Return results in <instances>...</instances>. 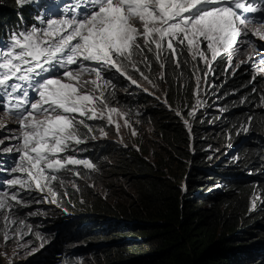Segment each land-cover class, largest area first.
I'll use <instances>...</instances> for the list:
<instances>
[{
	"label": "snow or ice",
	"instance_id": "snow-or-ice-1",
	"mask_svg": "<svg viewBox=\"0 0 264 264\" xmlns=\"http://www.w3.org/2000/svg\"><path fill=\"white\" fill-rule=\"evenodd\" d=\"M15 3L23 10L36 0ZM66 9L69 18L38 16L44 20V28L33 25L0 43V108L17 116L21 129L13 137L19 147L8 150L18 156L19 162L10 171L19 175L7 180L6 187L13 191L0 195V215L5 228L19 223L21 227L15 231L22 235L30 234V226L22 220L9 222L5 214L28 206L21 193L31 197L34 191H46L48 195L41 199L56 204L58 193L52 182L64 183L57 173H71L69 166L96 168L90 159L68 153L86 151L78 146L96 138L86 121L106 120L113 125V113L125 115L108 104L109 97L115 98L113 80L123 78L140 87L133 72L151 83L141 67L151 71L155 63L161 69L158 79L164 80L167 68L188 67L186 53L192 61L199 59L209 66L207 53L214 62L224 54L231 57L245 36L264 41V32L249 27L264 25V7H253L251 0H77L66 4ZM137 56L142 59L137 61ZM228 67H232L230 58ZM85 73L94 78L83 80ZM196 80L199 86V76ZM260 101L264 108V96ZM200 103L197 99V105ZM189 115L195 117L196 110ZM184 123L191 131V124ZM124 125L131 127L126 118ZM119 128L117 123L116 130ZM100 132L107 135L103 127ZM24 227L29 228L28 233L22 232ZM4 239H10L7 232Z\"/></svg>",
	"mask_w": 264,
	"mask_h": 264
},
{
	"label": "trees",
	"instance_id": "trees-1",
	"mask_svg": "<svg viewBox=\"0 0 264 264\" xmlns=\"http://www.w3.org/2000/svg\"><path fill=\"white\" fill-rule=\"evenodd\" d=\"M32 12L31 5L20 10L15 0H0V38L19 27L21 20L32 18ZM184 58L188 61L187 53ZM215 65L222 66L219 58ZM164 75V80H158L164 96L170 107L184 114L191 131L184 120L163 105L146 102L148 116L158 130L159 143L155 148L142 145L138 137V145L130 149L111 145L102 150L94 145L91 150L94 160L98 159L94 155L98 151L107 158L102 172L121 177L132 189L128 207L103 204L100 198L89 194L92 192L86 185L77 182L82 194L70 193V202L93 198L85 200L92 206V214L75 215L65 231L72 236L81 233L102 238L109 231L132 233L122 238L142 242L145 247L128 254L138 257L131 264H264L258 259H264V252H259V245H264V235H260L264 234V199L259 204L253 199L252 207L249 205L252 194L264 195V141L244 140L237 145L235 156L228 152L218 160L207 161L212 150L209 144H219V136L225 130L234 139L249 133H257V137L264 134V108L253 105L257 96L250 92L246 74L238 73L227 78L221 87L223 96L229 97L218 103L225 110L207 115L196 113L193 117L189 112L194 84L187 69L183 64L180 68L169 67ZM139 98L132 94L126 101ZM119 100L125 101L123 96ZM242 126L247 129L246 134L240 132ZM180 162L181 172L176 173ZM258 167L263 169L261 173H256ZM81 174L89 177L85 169ZM67 177L59 175L60 180ZM108 217L130 222L106 221L107 225L101 223L103 228L100 227L98 221ZM77 225L79 229L74 227ZM255 234L258 238L249 240ZM54 241L60 245L57 239ZM108 243L117 244V240L95 244Z\"/></svg>",
	"mask_w": 264,
	"mask_h": 264
},
{
	"label": "rangeland",
	"instance_id": "rangeland-1",
	"mask_svg": "<svg viewBox=\"0 0 264 264\" xmlns=\"http://www.w3.org/2000/svg\"><path fill=\"white\" fill-rule=\"evenodd\" d=\"M251 1L254 3L256 0ZM75 2H77V0H36V3L31 4L33 11L37 12L36 18L22 20L21 28H19L18 31H24L25 29L30 30L33 25H36L38 28H44V20H38V16L44 17L45 19L50 18L57 20L69 18L66 4H72ZM246 2L247 0L244 1V3ZM33 13L34 12L29 14V16L32 17ZM33 20H35L34 23ZM249 27L254 31L259 30L264 32V25L262 24L253 23L250 24ZM12 33L14 32L9 33L8 37ZM3 42H7V40H0V43ZM201 47L202 50L206 51L203 43ZM262 54H264V41H260L256 36L243 37L242 43L239 45L238 49L231 54V57H229L228 54H224L223 58L217 57L219 58V64L222 62L221 67L216 66L215 61H211L210 53H207L208 60L210 61L209 66H205L204 62L199 59L192 61L191 55L187 53L189 63L186 69L194 84V97L191 99L192 110L195 109L196 113L201 115L212 113L216 114L217 111L222 112L225 110L226 108L222 107V103H218L219 101L225 102L223 99L229 97L223 96L225 91L221 89V87L227 78L238 73L246 74L247 82L250 84V92L253 91V88L256 89L253 93L257 96V103L254 102L253 105L255 106L260 104V97L264 96V55ZM229 58L232 60L231 68L228 67ZM135 59L140 61L142 57L137 56ZM141 70L145 72V75L149 76L151 83L140 78L139 74L135 72H133V78L138 80L140 87L132 85L123 78H120L117 81L113 80L112 82L115 85L114 89H112V91L115 92V98L113 99L109 97L108 104L110 107L117 108L120 113L125 115L118 116L113 113L112 115L115 121L113 125H107L106 120L86 121L93 127L94 131L92 135L96 138L89 140L87 144L78 146L80 149H86V151H70L68 153L70 155H75L80 159H90L96 165V168L94 170H90L85 169L82 165L69 166L72 168L71 173H57L58 177L60 174L68 177L63 180V186H61L58 181L52 182L54 191L58 193L56 204L45 202L41 199L43 196L48 195L46 191H34L31 197L21 193V195L24 196L23 203H26L28 206L17 207L13 211H8L5 214L9 216V222L22 220L25 225L30 226L31 232L28 235H22V233L18 234L15 231V229L21 227L19 223L10 224L8 228H5L6 221L4 220V216L0 215V264H107L117 259L128 258L130 256L128 255L130 252H134L135 250L140 248L143 249L145 247L142 245V242L132 241L131 239H127L128 237L123 239L122 236L133 235L132 233L123 231H109L104 234V238L94 234L81 235V233H76L79 234V236H71L70 239L72 240L67 241L66 239V246H61L56 244L49 235V231L55 232L56 224L46 227V225H48V223L59 214L64 216V220L66 222H71L72 219L75 218V215H80L82 213L88 215L92 214L90 212L92 206L85 204V200H92L93 198L88 197L87 199L77 200L74 204L70 202V193H72L73 196H80L82 194V192H79L77 188L72 187V185L77 182L86 185L92 192L89 194H92L95 198H100L103 204H116V207H128V200L133 195L132 189L126 185L123 180H121V177L109 175L107 172H102L104 170H102L101 167L105 162H107V158L103 153L98 151V155L94 153L95 157L97 156L98 159L94 160L91 157V153H93L91 150L94 145L99 146L102 150L104 147L111 145H117L125 149H130L138 145L136 143L138 137L140 138L142 145H146L151 149L155 148L159 143L158 130L148 116L146 111V102H158L166 109L172 111L179 120H186L184 119V114L181 113L178 108L169 106L164 96V88L159 85L158 82V75L161 71L159 66L154 63L151 71H148L143 67H141ZM206 73L207 76L205 75ZM51 75L55 76L56 73H52ZM197 76L200 78L199 86L197 85ZM93 78L94 74L89 75L87 73H85L82 77L83 80H90ZM141 89H147V92L142 91ZM116 94H118V96ZM132 94H138L140 98L131 102L126 101L127 97ZM105 95L107 96L108 93H105ZM121 96H123L125 101L121 102L119 100V98L121 99ZM32 98H37L34 93L32 94ZM197 99L201 102L199 105H197ZM177 113H179V115H177ZM125 118L129 121L131 127L124 125ZM18 119L19 118L17 116L10 114L4 108H0V155L4 158L7 157V161L0 158V182H2L0 183V195H2L4 191H8L9 193L13 191L12 189L6 187L7 180L15 178L16 175H19L10 171V169H12L19 162L18 156L14 151H8L9 149L14 150L19 147L18 142L13 139L14 136H18L21 132L18 125ZM117 123L120 125L119 131L116 130ZM238 126L236 128H239ZM101 127H103V130L107 133V135H101ZM244 128L245 126H242L240 128V132L246 134L247 132L243 131ZM132 129H135V135L132 134ZM82 131L86 130L82 129ZM235 131H237V129ZM250 134L251 133L246 136L239 135L240 139H238V136V138L234 139L233 136L229 138V132L225 130L222 136H219V144H209L212 150L209 152L210 157H208L207 161L213 162L218 160L221 155L227 154L228 152L229 154L235 156L238 153L237 145L244 140L255 142L258 138L264 141L263 133L260 134V137H257V133H252V138L250 137ZM234 145L236 146L233 147ZM206 148H208V146H206ZM173 162L174 165L178 164L177 161ZM180 168L181 162L179 163L178 168H175L174 171L179 173ZM82 169L88 171L89 177L82 176ZM257 169L259 171L256 173H261L263 170L260 167ZM76 172L79 173L78 176L75 175ZM65 192L67 194L63 195ZM253 199H257V204H259L261 203V200L264 199V195L258 194V192L252 194L249 197L250 207H252ZM37 201L40 202L38 203ZM101 207L104 208V206ZM35 213L39 214L37 215ZM98 222L100 224L99 226L102 228L103 226L101 223L107 225L106 221L102 222L99 220ZM92 225H94L93 222ZM58 226L65 230L63 223H58ZM74 227L79 229L78 225ZM74 231H76L75 228ZM6 232L10 237L7 242L4 239ZM22 232L28 233L29 228L24 227ZM57 234L58 232H56L55 236ZM68 235L69 234H67V236ZM256 238H258L257 234L248 239L254 241ZM112 240H117V244L108 243L106 246L105 244H95L98 242H109ZM259 246V249L261 248L259 252H264V245L261 244ZM66 252H70L71 256L66 257ZM257 255L259 257L260 254ZM258 259L260 260L259 263H263L264 259L261 256Z\"/></svg>",
	"mask_w": 264,
	"mask_h": 264
},
{
	"label": "clouds",
	"instance_id": "clouds-1",
	"mask_svg": "<svg viewBox=\"0 0 264 264\" xmlns=\"http://www.w3.org/2000/svg\"><path fill=\"white\" fill-rule=\"evenodd\" d=\"M58 223H60V224L63 223L65 227L68 226V225H70V222H66V221L64 220V216H63L62 214H59V215L55 216V218L52 219V220L48 223V225H46V227H49V226H51V225L56 224V225H55V226H56L55 232H53V231H49V233L52 234V235H50V236L52 237L51 239H53V241L57 239V241H59V243H60L61 246H66V244H65L66 239H67V241L72 240V239H70V237H71L72 235H71L70 232H66L64 229H62L61 227H59V226H58ZM56 232H58V234L55 236ZM67 234H69V235L67 236ZM54 242H55V241H54ZM78 249H80V248H78ZM65 256H66V257H69V256H71V253H70V252H66V253H65Z\"/></svg>",
	"mask_w": 264,
	"mask_h": 264
},
{
	"label": "water",
	"instance_id": "water-1",
	"mask_svg": "<svg viewBox=\"0 0 264 264\" xmlns=\"http://www.w3.org/2000/svg\"><path fill=\"white\" fill-rule=\"evenodd\" d=\"M240 139V137L238 138ZM237 139V141H238ZM104 221H114V222H124V223H129V222H125L123 220H119V219H115L114 217H108L106 219H104ZM138 257L136 256H133V257H128V258H124V259H119V260H115V261H112L111 263H107V264H129V263H132L133 261H135Z\"/></svg>",
	"mask_w": 264,
	"mask_h": 264
}]
</instances>
